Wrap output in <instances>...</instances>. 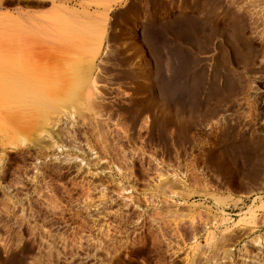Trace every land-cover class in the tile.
I'll list each match as a JSON object with an SVG mask.
<instances>
[{
    "label": "rangeland",
    "instance_id": "obj_1",
    "mask_svg": "<svg viewBox=\"0 0 264 264\" xmlns=\"http://www.w3.org/2000/svg\"><path fill=\"white\" fill-rule=\"evenodd\" d=\"M263 207L264 0H0V264H264Z\"/></svg>",
    "mask_w": 264,
    "mask_h": 264
},
{
    "label": "crops",
    "instance_id": "obj_2",
    "mask_svg": "<svg viewBox=\"0 0 264 264\" xmlns=\"http://www.w3.org/2000/svg\"><path fill=\"white\" fill-rule=\"evenodd\" d=\"M171 22L170 23H174L173 25H177L178 24V22H176L175 21V19H171L170 20ZM175 21V22H174ZM197 21H198V24L200 25V26H202V27H206V22H204L203 20H201V19H197ZM183 24V23H182ZM181 23H180V25H182ZM179 25V30H181V31H176V35H178L177 37H178V39L179 40H182V34H183V32H182V27ZM193 33L195 34V35H199L200 34V32L199 31H197V32H194L193 31ZM195 42H197V41H195ZM195 42H193L194 44H187L188 46L187 47H183V46H180L178 49H180V50H178L179 52L181 51V52H184V53H189L190 51H192V50H199V49H201L202 47L201 46H199V42L198 43H195ZM177 62H176V64L175 65H178V66H185V65H187V63L186 62H184V60H182V59H179V60H176ZM171 64H174V63H171Z\"/></svg>",
    "mask_w": 264,
    "mask_h": 264
},
{
    "label": "bare ground",
    "instance_id": "obj_3",
    "mask_svg": "<svg viewBox=\"0 0 264 264\" xmlns=\"http://www.w3.org/2000/svg\"><path fill=\"white\" fill-rule=\"evenodd\" d=\"M26 37H28L29 40H31V37H32V36H28V35H27ZM24 38H25V37L22 38V41L24 40ZM28 38H27V39H28ZM25 43H26V42L24 41V44H25ZM21 44L23 45V43H21ZM93 81H94V80H93ZM94 83H95V82H94ZM92 84H93V83H92ZM93 86H94V84L92 85V87H93ZM94 89H95V88H94ZM93 94H96V92H95V93L93 92ZM97 94H98V93H97ZM89 96H90V95H89ZM92 98H93V97H92ZM93 99H94V98H93ZM90 102H92V103H90V108H91V105H93V104L95 103V100L92 101V100L90 99ZM96 102H97V101H96ZM95 106H96V105H95ZM94 109H96V108H94ZM93 111H94V110H93ZM94 112H95V111H94ZM94 112H93V113H94ZM263 208H264V207H263Z\"/></svg>",
    "mask_w": 264,
    "mask_h": 264
}]
</instances>
